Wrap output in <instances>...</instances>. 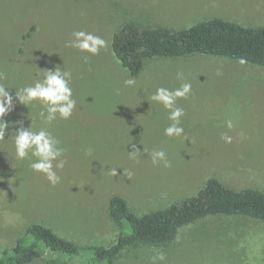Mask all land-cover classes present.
<instances>
[{"label": "rangeland", "instance_id": "374dc122", "mask_svg": "<svg viewBox=\"0 0 264 264\" xmlns=\"http://www.w3.org/2000/svg\"><path fill=\"white\" fill-rule=\"evenodd\" d=\"M214 18L261 27L264 0H0V85L12 97L0 118L9 125L0 140V257L41 224L80 248L82 258L71 264H90V247L109 248L129 231L111 217L114 196L142 217L198 195L212 178L233 190L264 191L263 67L201 54L155 57L133 77L112 49L114 34L127 23L179 31ZM76 31L99 36L106 46L95 55L68 46ZM57 68L71 74L76 105L68 119L57 114L47 122V106L25 105L18 93L26 95L21 89ZM183 83L191 84V92L174 107L183 109L178 126L184 131L170 137L165 129L173 123L171 110L152 96ZM29 127L49 132L59 141L54 147L64 150L52 161L55 185L30 167L38 157L16 156L13 134ZM133 148L139 152L130 156ZM154 151H164L170 166L153 164ZM61 160L63 168L57 167ZM41 250L30 264L65 259ZM159 253L165 259L155 264H264V222L210 216L163 247L125 248L116 264H154Z\"/></svg>", "mask_w": 264, "mask_h": 264}, {"label": "trees", "instance_id": "16d2710c", "mask_svg": "<svg viewBox=\"0 0 264 264\" xmlns=\"http://www.w3.org/2000/svg\"><path fill=\"white\" fill-rule=\"evenodd\" d=\"M30 36L31 33L24 39ZM112 49L133 77L143 71L148 59L195 54L243 61L264 68V30L247 28L220 18L179 31L127 23L114 34ZM109 211L112 219L126 223L129 231L122 233L109 248L90 247L92 256L87 259L90 264H116L120 253L134 245L163 247L174 242L184 227L210 216H245L264 222V192L233 190L212 178L198 195L173 203L164 210L137 217L123 198L114 196L110 200ZM25 234L12 250L6 249L2 253L0 264H30L42 257L41 249L44 247L65 256L62 261L52 260V264H71L73 260L82 258L75 243L59 237L44 225H32Z\"/></svg>", "mask_w": 264, "mask_h": 264}, {"label": "clouds", "instance_id": "9594fccd", "mask_svg": "<svg viewBox=\"0 0 264 264\" xmlns=\"http://www.w3.org/2000/svg\"><path fill=\"white\" fill-rule=\"evenodd\" d=\"M74 39L70 42L68 46L75 47L81 51H86L93 55L98 54L100 49L106 46V41L95 36L92 33L85 31H76L73 33ZM87 60V57H85ZM243 63V61H241ZM182 73H177L178 78H182ZM71 74L64 71L63 75L60 69L57 68L55 73L46 71L45 78L42 82H37L34 86H29L21 89L26 95H19L18 98L23 104H29L33 101H40L46 105V111L49 113L47 118H44V111L40 113V116L47 122H51L56 118V115L62 119H68L73 109L75 108L76 101L72 99V90L68 86ZM127 85H133L134 80L125 81ZM191 92V84L183 83L180 88L170 91L166 88L157 89L156 93L152 96V99L160 102L166 109H170L169 119L173 123L165 129V134L168 136H180L182 135L184 129L180 126V117L183 115V109L179 107H174L176 99L180 97H187ZM12 103V97L5 87L0 85V118L8 114ZM22 123V122H17ZM227 126L229 129L233 127V122L231 120L227 121ZM9 125L0 119V140H3L6 135V129ZM14 135V145L16 156L19 159H24L28 156L29 152L33 156L38 157V160L31 163L30 167L38 172H43L47 175L49 181L55 185L59 182V177L53 171L52 161L56 160L63 153V149L54 147L59 144L51 134L45 130H40L34 132L30 130L20 131L18 134ZM226 142H231V137L222 136ZM135 148L129 153L130 156H134L138 153ZM152 163L158 164L160 161H164V166L169 167L170 164L166 159V154L164 151H154L152 154ZM65 161L61 160L57 165L59 168L64 167ZM112 175H117L116 169L112 170ZM165 255L159 253L153 258L154 264L156 260L163 261Z\"/></svg>", "mask_w": 264, "mask_h": 264}, {"label": "crops", "instance_id": "0c3cea01", "mask_svg": "<svg viewBox=\"0 0 264 264\" xmlns=\"http://www.w3.org/2000/svg\"><path fill=\"white\" fill-rule=\"evenodd\" d=\"M221 19V18H220ZM225 20H229V19H225ZM230 22H233V23H236V24H238V25H241V26H244V27H246L245 25H248V24H250V23H248V22H246V23H240V22H238V21H231V20H229ZM251 22H253V21H251ZM254 23V22H253ZM243 24H245V25H243ZM264 26V25H263ZM263 26H261V27H247V28H254V29H259V30H264V27ZM248 189H250V188H248ZM259 191H261V190H259ZM264 192V191H263ZM261 253L263 254V251H261Z\"/></svg>", "mask_w": 264, "mask_h": 264}]
</instances>
